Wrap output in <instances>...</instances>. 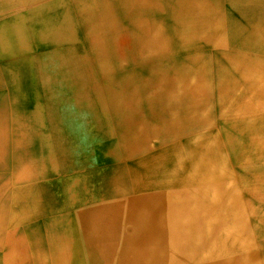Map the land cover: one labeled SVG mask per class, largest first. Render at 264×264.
Returning <instances> with one entry per match:
<instances>
[{
  "label": "bare ground",
  "instance_id": "6f19581e",
  "mask_svg": "<svg viewBox=\"0 0 264 264\" xmlns=\"http://www.w3.org/2000/svg\"><path fill=\"white\" fill-rule=\"evenodd\" d=\"M161 2L156 9L159 21L151 17L155 10L149 1L94 0L78 10L80 16L74 22L75 27L59 26L72 32L71 36L83 32V27L84 31L96 32L100 36L89 43L106 48L107 44L117 43L119 34L130 30L136 46L144 53L134 55L130 51L137 61L128 58L127 67L184 53H196L197 61L208 55L214 69L215 93L219 95L208 127L197 128L194 133L180 132L170 143L149 138L145 127L138 123L125 127L122 138L119 129H113L117 139L109 152L115 156L128 153L145 173L142 176L136 165L122 160L119 174L123 176H118L113 184L115 195L107 200L108 196L100 193L99 200L106 203L90 211V216L95 217L90 228L95 227L93 232L103 239L101 246L106 252L101 264H264V0L232 1L231 6L229 0ZM161 11L173 18L165 19ZM8 21L12 20L0 21V43L11 36L8 32L12 30L32 32L39 27L35 22L8 25ZM82 21L87 25L82 24L80 29L76 23ZM200 28L209 30L203 32ZM53 35L49 30L48 36L54 43ZM127 47L134 49L133 43ZM237 48L244 52L236 51ZM16 51L9 47L2 49L0 44V52L8 57ZM4 65L5 62L3 69L9 90L13 85L9 74L14 66ZM198 67L174 78L172 90L201 93L203 71ZM77 73L74 67L70 77L75 80L66 81L65 85L70 83L75 88L89 85L93 93H102L98 86H91L88 78L83 79ZM130 78L133 83L135 76ZM20 80L19 77L17 82L21 86ZM162 83L156 82L155 92ZM135 84L131 93L140 92L141 87ZM47 89L45 83L36 87L40 92ZM202 116L205 118L206 114ZM15 117L11 115L3 122L11 126ZM191 117L200 119L197 112ZM21 144L20 139L15 140L16 149ZM147 158L152 159L148 164L144 162ZM18 163L5 167L12 178L0 191V264H55L51 251L60 257L56 264H81L72 246L58 241L52 231L50 251L40 246L43 241L40 235H29L27 239L20 235L5 242V234L38 217L37 207L29 205L31 200L26 195L36 184L30 174L35 164ZM11 188L14 189L9 208L5 205L9 202L6 191Z\"/></svg>",
  "mask_w": 264,
  "mask_h": 264
},
{
  "label": "rangeland",
  "instance_id": "374dc122",
  "mask_svg": "<svg viewBox=\"0 0 264 264\" xmlns=\"http://www.w3.org/2000/svg\"><path fill=\"white\" fill-rule=\"evenodd\" d=\"M93 1L0 0V21L12 20L8 21V25L15 22H35L39 25L38 29L32 32L12 30L8 32L11 36L2 41V49H21L12 57L0 52V60L5 62L4 66H14L9 74L13 82L9 89L11 93H0V191H4L1 189L3 184L12 178V175L4 170L6 166L14 167L20 161L33 162L36 168L30 171V174L32 173L36 184L27 190V200H31L29 203L32 205L35 198H38L36 202L48 213L72 209L73 212L64 223L66 227L77 232L70 234L72 237L80 231L82 233L84 229L88 235H92L86 225L90 220L86 215L88 210L79 203L87 201L89 193L114 196L116 192L113 184L118 176H123L119 174V167L123 162L127 160L131 162V166L136 165L135 168L144 176L145 170H140L137 162L132 160L133 156L125 153L124 148V154L119 156L109 152L110 145L113 146L117 139L113 129L118 128L119 138H122L125 127L128 129L132 123H138L145 127L149 138L161 143H170L172 139H177L180 132L194 133L197 128L201 130L208 127L219 97L215 93L212 78L214 69L208 55L205 56L204 63L197 61L196 53H184L164 60L134 63L133 66L130 64L127 67L128 58L136 60L132 58L131 52L134 55L144 53L140 46H136V39L130 30L126 34H119L117 43L107 44L109 48H106L107 46L101 45L93 47L89 41H95L100 35L93 31H84L85 27L83 32H77L75 36H71L72 32L59 29L61 25L74 24L80 16L78 10ZM137 1L151 2L155 11L150 15L159 21L160 13L157 11V15L156 9L162 4V0ZM229 1L228 6H231L232 1L242 0ZM183 11L186 16V9ZM162 13L165 19L173 18V15L169 16L166 11ZM82 24L87 25L83 21L76 23L80 29ZM207 29L200 28V31L206 32ZM247 29L245 25V30ZM49 30L53 31V39H56L54 43L48 36ZM128 43H133V50H130V46L127 47ZM236 51L244 52L241 48ZM246 53L252 54L249 51ZM204 65L207 67H201ZM197 66L200 72L203 71L201 81L204 89L201 93H196L195 90L173 91L174 78L185 76L187 70L193 71ZM74 67H77L79 77L86 80L88 78L91 81L88 84L98 86L102 93H93L89 85L78 88L70 83L65 85L66 81L75 80L73 76L70 77ZM206 73L208 77L205 79ZM130 74L135 76V85L141 87L139 93H131L134 82H131ZM19 77L21 86L17 82ZM160 80L163 83L158 85L155 92L156 82ZM1 81L7 82L2 71ZM44 83L48 89L37 91L36 87L40 88ZM195 112L200 115L198 121L191 117ZM203 113L206 114L205 118ZM11 115H16L15 120H12L13 125L7 126L3 121ZM103 129L106 132H102ZM17 139L22 142L21 148L18 149L14 145ZM151 161V158L144 160L147 164ZM127 174V177H130L128 171ZM13 189L6 191L9 193V202L5 205L9 208ZM18 192L15 190V193ZM59 220L45 218L36 222L39 224L30 229L33 230L32 235H42L41 232H44L47 224L54 225ZM47 232H50V227ZM86 254L85 264L102 263L103 256L100 255L99 246Z\"/></svg>",
  "mask_w": 264,
  "mask_h": 264
},
{
  "label": "crops",
  "instance_id": "0c3cea01",
  "mask_svg": "<svg viewBox=\"0 0 264 264\" xmlns=\"http://www.w3.org/2000/svg\"><path fill=\"white\" fill-rule=\"evenodd\" d=\"M0 44H2V43H0ZM3 64H4V61L0 60V71H2L4 73ZM1 67H2L3 70L1 69ZM6 87L7 86H6L5 81L4 82L1 81L0 82V93H11L10 90H8V88H6ZM89 194H90L89 195V199L87 201H85V202L82 201L81 203H79V205L82 206V207H86L87 210H88L86 215L89 217L90 220L87 221L86 225L91 230L90 227H91V224L93 222V219H95V217H91L90 216V213H91L90 211L101 208L102 204H105L106 202L104 201V199L99 200V198H100L99 194H97V195H94L92 193H89ZM110 198H113V196H108L106 199L108 200ZM36 200H38V198ZM33 203L34 204H32V205L29 203V205L32 206V207L35 206L34 208L37 207V209H38V217L32 222H29L28 224H26V225H24L22 227L14 229V231L12 233L5 234L4 235L5 236L4 238L6 240L5 242L8 243L12 238L15 240L20 235L25 236L24 237L25 239H27V237L29 235L32 236L33 230L31 231L30 229L33 227V225L39 224V223H36V222L40 221V219L41 220H44L45 218H49V219H53V220L60 219L58 221V223H56L54 225L52 224V225L44 227V229L46 231L44 230L45 232H41L42 235H40L42 237V240H43L41 242V244H40V246H42V248L46 249L47 251H50L52 242L49 240V239H51L49 237V233L52 231L51 233H52L54 238L57 237L58 241H62L63 240V242H66L67 244L72 246L73 250L75 251V253L78 256V259L80 258L81 264H85L86 263L85 262V258H84V255H87L86 252L93 251L96 246H99V248H100V255L101 256H105L106 252H103L102 246H101L103 239L100 238L99 236L98 237L95 236V234L93 232V228H95L94 226H92V230H91L92 231V235H88L86 233L85 229L83 230L82 233L80 231L78 233V235H76L75 237H72L70 235L73 232L75 234H77V232L75 230H73V229L71 230V228H68V227H66V225H64V223H66V220H67L66 218L69 215H71V212H73L72 209H70V210L63 209V210H60L59 212L57 210V213H53V212L48 213V212H45L46 210L44 211V210H42L40 208V203H38V202H33ZM74 211H76V210H74ZM46 227L47 228L50 227V232L49 233L47 232ZM66 231H71L72 233H70L68 235H65L64 233ZM84 232L86 234L85 236H84ZM62 236H65V237H62ZM57 240H55V241H57ZM78 240H81V241H78ZM90 242H92L93 245H90ZM59 246H60V244H59ZM55 253H57V252H52L51 251L50 255H51L52 259L54 260V263L56 264V263H58V261H59L58 259L60 257H57V254H55ZM29 260H31V258H29Z\"/></svg>",
  "mask_w": 264,
  "mask_h": 264
}]
</instances>
